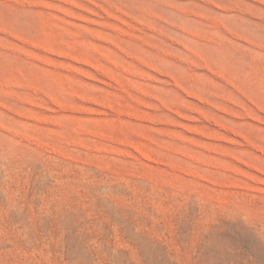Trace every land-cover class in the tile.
Instances as JSON below:
<instances>
[{
  "label": "rangeland",
  "instance_id": "374dc122",
  "mask_svg": "<svg viewBox=\"0 0 264 264\" xmlns=\"http://www.w3.org/2000/svg\"><path fill=\"white\" fill-rule=\"evenodd\" d=\"M0 264H264V0H0Z\"/></svg>",
  "mask_w": 264,
  "mask_h": 264
},
{
  "label": "bare ground",
  "instance_id": "6f19581e",
  "mask_svg": "<svg viewBox=\"0 0 264 264\" xmlns=\"http://www.w3.org/2000/svg\"><path fill=\"white\" fill-rule=\"evenodd\" d=\"M77 254V253H76ZM154 257V256H153ZM154 261V260H153Z\"/></svg>",
  "mask_w": 264,
  "mask_h": 264
}]
</instances>
